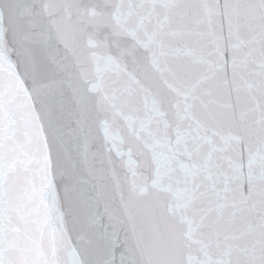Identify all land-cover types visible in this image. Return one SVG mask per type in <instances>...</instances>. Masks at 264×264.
I'll return each mask as SVG.
<instances>
[{
	"label": "snow or ice",
	"instance_id": "snow-or-ice-1",
	"mask_svg": "<svg viewBox=\"0 0 264 264\" xmlns=\"http://www.w3.org/2000/svg\"><path fill=\"white\" fill-rule=\"evenodd\" d=\"M0 264H264V0H0Z\"/></svg>",
	"mask_w": 264,
	"mask_h": 264
}]
</instances>
